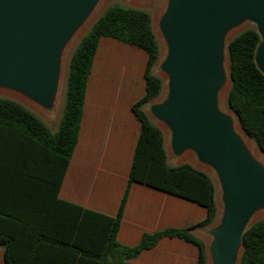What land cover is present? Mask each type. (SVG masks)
<instances>
[{
    "label": "trees",
    "instance_id": "obj_1",
    "mask_svg": "<svg viewBox=\"0 0 264 264\" xmlns=\"http://www.w3.org/2000/svg\"><path fill=\"white\" fill-rule=\"evenodd\" d=\"M102 38L115 39L148 55L146 95L133 106L142 130L129 187L140 183L207 209L204 221L186 229L146 234L135 247L122 245L117 239L129 189L116 218L60 201L59 215L51 228L45 219L48 208L43 214L28 203L31 198L28 188L32 182L54 189L55 198L63 185L79 141L88 81ZM260 43L256 28L248 29L230 42L232 84L227 105L237 117L241 130L264 155V74L255 61ZM159 59L160 48L151 15L135 8L114 6L92 26L72 56L63 114L56 132L24 105L0 98V249L4 264H132V260L156 247L165 237L195 245L199 250L197 264H208L205 243L191 232L210 227L217 219L214 181L189 163L170 166L164 134L144 112V107L156 101L164 90V81L154 74ZM36 146L42 150L41 154L34 153ZM2 189L7 191L3 194ZM4 204H8L9 212L1 209ZM92 216L106 220L99 223L103 235L98 251L93 244L97 239L87 241L86 228L92 224ZM94 222L96 226L98 223ZM243 247L241 264H264V220L256 222L244 234Z\"/></svg>",
    "mask_w": 264,
    "mask_h": 264
},
{
    "label": "water",
    "instance_id": "obj_2",
    "mask_svg": "<svg viewBox=\"0 0 264 264\" xmlns=\"http://www.w3.org/2000/svg\"><path fill=\"white\" fill-rule=\"evenodd\" d=\"M99 1L0 0V91L53 115L64 52ZM245 22L261 37L255 61L264 74V0H169L160 24L168 93L148 110L168 130L174 158L192 155L220 183L224 210L206 232L210 264H241L243 236L264 210L263 163L238 134L233 117L219 109L231 80L226 65L233 39L227 38Z\"/></svg>",
    "mask_w": 264,
    "mask_h": 264
},
{
    "label": "crops",
    "instance_id": "obj_3",
    "mask_svg": "<svg viewBox=\"0 0 264 264\" xmlns=\"http://www.w3.org/2000/svg\"><path fill=\"white\" fill-rule=\"evenodd\" d=\"M147 64L148 55L143 50L111 38L100 40L88 81L79 141L63 185L56 193V198L53 197L54 189L40 183L32 182L28 188L31 197L28 200L29 207L43 214L46 213L44 209L48 208L45 219L50 228L58 218L60 201L108 218H116L128 189L117 236L122 245L135 247L146 234L186 229L206 219L207 209L195 202L140 183H133L129 187L133 158L142 130L133 106L146 95ZM152 103L154 101L144 107L151 121L148 107ZM33 108L28 109L48 127L55 125L56 128L58 124V129L63 109L57 121L56 111L48 115L38 107ZM55 121L57 124L52 125ZM165 147L169 165H182L170 152L169 142L166 146V140ZM41 151L36 146L34 153L41 154ZM193 166L206 172L200 166ZM6 191L1 190L3 194ZM8 208V204L1 206L4 212H9ZM91 219L92 224L86 228L87 241L97 239L93 244L98 251L103 235L99 223L103 224L106 220L95 216ZM94 221L98 223L96 226ZM212 226L191 232L205 243L207 250L211 239L206 232ZM198 259L199 250L195 245L179 238L165 237L156 247L143 251L131 263L197 264Z\"/></svg>",
    "mask_w": 264,
    "mask_h": 264
},
{
    "label": "rangeland",
    "instance_id": "obj_4",
    "mask_svg": "<svg viewBox=\"0 0 264 264\" xmlns=\"http://www.w3.org/2000/svg\"><path fill=\"white\" fill-rule=\"evenodd\" d=\"M114 6H122V7H126V8H135V9H139L142 11H146L151 15L153 30H154V33L156 35V38H157V41L159 44V48H160V59H159L157 66L154 69V73H155V75H157L158 77H160L164 81V90L161 93L160 97L156 101H154L153 104H156L157 102L158 103L163 102L167 97L168 81H167L166 74L161 70V66H162V63L164 62V60L166 59L168 50H167V44H166L165 38H164L163 33L161 31L160 24H161V21H162L164 15L168 9L169 0H145V1H140V0H100L95 11L93 12L91 17L89 18V20L81 28V30L76 34V36L74 37V39L72 40V42L69 44L68 48H66V50L64 52L60 91H59L58 103H57L58 107H56L57 110L55 113L56 115H58V118L56 119L57 121L59 120V117L62 114V109L64 106L66 89H67V79H68V73H69V66H70L72 56H73L75 50L77 49L79 43L81 42L83 37L90 31L92 26L99 20V18L105 13L106 10H108L109 8L114 7ZM252 28H256V26L251 22H245V23L241 24L240 26H238L237 28H235L234 30H232L229 33L228 38H227L228 43L232 39H234L236 36H238L239 34L247 31L248 29H252ZM227 65H228L227 66V72H228V76H229V54H228V52H227ZM230 88H231V80L228 79L226 87L223 90V92H221V95L219 98V109L222 113H225V114L233 117L235 124L237 126V129L245 137L246 143L249 146L252 155L255 157L259 156V161L263 163L264 162V155L259 151L256 144L246 137L244 132L239 127L236 116L228 108L227 98H228ZM0 98L14 100V101L24 105L25 107L34 110L33 105L29 104L27 100H24L20 96L13 95L11 93L2 91V92H0ZM149 115H150V117H151V119L155 125L162 127L161 130L164 133V137L166 140V146H167L168 142H169L168 130L166 129L165 126H163L160 122H158L153 117L152 113L149 112ZM57 121L53 122L52 125L57 124ZM57 126H58V124H57ZM57 126H56V128H54L55 125L49 126V128L51 129V131L55 132L57 129ZM180 163L181 164L189 163L191 165L200 166V167L204 168L205 171L209 174V176L214 181V184H215L216 189H217V203H218L217 204L218 205V214H217V219H216L214 224H217L219 222V220L221 219V215H222L223 210H224V204H223V200H222V189H221L220 183H219L215 173L211 169L200 165L197 162V160L192 155H189V154L184 155L180 159ZM262 220H264V210L259 211L254 216L252 223H256V222H259ZM206 242H207V240H206ZM207 254H208V259H209V252ZM0 264H4L3 252L1 249H0Z\"/></svg>",
    "mask_w": 264,
    "mask_h": 264
},
{
    "label": "bare ground",
    "instance_id": "obj_5",
    "mask_svg": "<svg viewBox=\"0 0 264 264\" xmlns=\"http://www.w3.org/2000/svg\"><path fill=\"white\" fill-rule=\"evenodd\" d=\"M226 67H227V65H226ZM0 92H2V91H0ZM236 129V128H235ZM236 132H237V129H236ZM239 135H240V137L242 138V139H244V136L241 134V133H238ZM256 159L257 160H259V156H256ZM263 166H264V162H263Z\"/></svg>",
    "mask_w": 264,
    "mask_h": 264
}]
</instances>
